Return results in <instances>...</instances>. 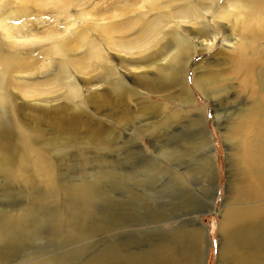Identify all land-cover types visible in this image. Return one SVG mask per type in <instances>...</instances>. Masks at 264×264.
Segmentation results:
<instances>
[{
  "label": "bare ground",
  "instance_id": "obj_1",
  "mask_svg": "<svg viewBox=\"0 0 264 264\" xmlns=\"http://www.w3.org/2000/svg\"><path fill=\"white\" fill-rule=\"evenodd\" d=\"M96 1L97 3L95 4ZM102 1L105 0H75L72 6H51L52 9L45 14L46 17L39 23L38 29L48 31L53 25L57 26L61 23L68 24L72 20V15L83 14L82 11L84 12L90 4H94L97 7ZM143 1L146 2L147 0ZM176 1L178 7L172 8L173 10L169 12L163 8L156 9L159 7V4L152 3V8L142 7L143 12L137 14L134 24L137 22L143 28V31H141V34L140 32L138 33L140 34L139 43L132 45V47H128L129 45H127L129 49L136 48L140 50L139 64L132 71L135 75L143 79L142 82L144 83L141 86L146 91L147 89H153V91L157 89L161 90L165 87H171L172 84L173 86L174 84L182 86L186 82L184 80H186L189 65L192 61L191 59L196 55L190 48L191 43L194 40L200 41L199 44L204 46V48L201 47L202 49L199 50L201 52L205 48L210 49L214 45L213 42L216 43L217 39L222 38L225 32L228 31L229 34H226L225 39H223V45L226 51L225 56L223 58L210 59V64H207L208 67L203 71L201 70L202 74L195 78L192 76L191 78L194 88L202 96L211 100V102L218 103L220 99H225L228 103L231 102V97L235 96L239 104V108L235 110V114L230 111V115L226 116L224 122L221 120L224 113L222 109L218 108L221 102L218 105L217 103L213 105L214 108H217L214 110V120L219 127L222 126L221 138L226 147V165L228 169V180L223 197V204L220 210L212 211V213L218 212L220 217L216 229L220 237L216 264H264V0H233V7L235 9L237 7L239 8L237 10L238 13L233 15L231 20H227L224 26H220L224 29V32L218 26L216 20H214V25L219 29V33L211 30L206 25L205 17L207 15L201 17L200 12L195 9L198 5L197 3L202 0H193L194 6H192L191 2L187 4L182 2L183 0ZM241 2H243V5L239 7V3ZM210 8L212 7L208 6L204 13L207 14ZM75 20L69 24V27H67L63 34H48L43 43L34 42L33 44L26 45L27 42H32V40H17L14 36L6 34L7 31L4 29V32L1 31L2 33L0 34V45L9 54L5 56L0 53V178L8 184L14 186L17 184L21 185L26 190V195L33 202L32 204L26 203L17 209L13 215L8 214L9 210L4 216L2 219L3 227L0 229V242L2 243L13 241V237L17 231L27 230L26 234L33 233L34 227H31L29 222L32 220L38 224L42 223L45 216L43 211L44 206L48 204L47 202L57 204L60 199L65 202V206H62L63 211L56 210L51 213L48 217L50 221L57 228L64 225L63 229L65 228L66 230L65 237L67 239H78L86 236L79 228H74L72 224L73 219L88 208V203L93 197L90 185L80 180L75 184L61 187L53 178V162L46 156L47 150L52 149L55 145L48 147L46 150L31 151L32 149H29V137L33 136L27 137L29 134L21 128V124L19 125L15 122L17 114L12 117L11 113V109L15 111L14 108L16 105L17 113L20 111L37 112L36 114L39 120L47 117L53 118L56 121L60 118H65L66 110L71 109L74 112H78L81 109L80 104L77 103L79 101L74 104L71 103L78 98L75 81L83 84L82 88H84L87 94H92L90 98H86V102L89 104L102 101L104 104L107 103L106 105H110L115 100V97H120L117 94L120 95L121 91H123V83H118L117 78L119 79V74L111 64L114 61L119 68L123 65L125 57L122 59V56L116 54L114 47H118L121 50L125 44H117L119 38L117 41L110 37L107 39L104 38L106 31H109L111 22L105 16L95 17L85 15ZM140 22H144V26L139 24ZM4 26L8 30H14V28L20 25L18 22L15 23L12 20L8 21L3 19L0 28L2 29ZM220 31L223 34H220ZM74 34H79L81 42L90 47L88 49L81 44L83 49L89 53L93 63L97 65V72L87 71L81 76H70L71 71L75 68L71 65L65 41L69 36ZM94 40L96 44H92ZM103 51L107 55H104ZM21 53L30 55L31 58L38 59L42 62L45 66L44 71L46 73L32 78L31 76L40 73V71L32 70L29 73H27L28 71H20L19 68H21L23 63L17 61L18 59L16 60V58L18 57L15 58V56ZM116 57L122 60L117 61ZM222 66L225 72L222 71ZM217 67L220 68L218 72L210 70L211 68L218 69ZM55 75H57V82L69 89V96L65 97L62 93H57L53 96L44 94L41 97H35L27 101H21L20 99V102H17L18 99L10 91V87L14 84H30L37 79L50 81L49 77ZM41 80L39 81L42 82ZM119 80L122 81L121 79ZM232 82H237V91L231 86ZM183 89L185 102L190 103V105L192 103L195 104L192 94H189L186 87L183 86ZM232 90L234 92L231 93ZM68 97L70 98L68 99ZM67 99V102L60 104L63 100ZM145 105L148 106L147 104ZM173 112L175 113L176 111ZM174 113L166 116L167 118L160 117L161 119L156 121H151L150 117L147 118L145 117L147 115H145V119L147 118L146 123L142 124L138 120L141 122L138 123V126H130L133 123L132 120L129 126L133 127L138 133H142V131L148 134L155 131L158 132L159 129L167 127L168 122L170 124V119L176 117ZM36 114L35 116L37 117ZM150 114L148 113V115ZM202 117V115H190L191 126H200ZM112 119L116 118L113 117ZM171 123L173 122L171 121ZM23 128L25 127L23 126ZM54 128L62 130L61 124ZM200 131L202 132L198 131L194 138L190 137L189 140H185L182 146L180 145L178 148H169V146H163L162 144L161 148H158L159 150L155 149L161 157L170 158V156L177 157L178 155H187V157H190L192 163L182 178L176 174H172L173 178L177 179V182L180 184L183 183V180L187 179L188 175H191L193 178L202 179L207 187L210 184L213 185L214 162L209 157V153L211 151L213 152L211 135H209L204 125ZM14 133L20 136L17 145L21 148L22 156L19 158H14L5 151L11 134L13 135ZM165 134L167 133L165 132ZM88 144L96 147L95 143L87 142L86 145ZM203 147L208 152H204V156H198L197 151ZM55 150L57 153H62L60 149L56 148ZM145 169L148 171L146 174L149 185L157 173H162V167H158L153 160L146 165ZM27 173L40 176L42 182L46 184L45 188H47L48 192L41 193L36 191V185L30 180L25 179L24 174ZM195 181L197 182V180ZM216 190L217 186L214 188V196ZM154 194L156 196L157 191H151L150 186L149 196L147 195V199L145 198L146 207L144 206L146 208V217L149 225L162 222L165 216L163 214L164 209L156 205L154 206ZM77 200L82 202L79 208L71 205L72 202ZM196 202V196L191 195L190 198L184 199L182 205L187 203L191 209H195ZM206 208L207 206L205 204L202 206L203 210L200 212H206ZM204 241V228L199 226L190 229L179 227L165 239H154V241L147 239L143 248L125 250L117 246H107L97 251L98 254L81 263H75L63 255L51 256L49 254V256L45 257L39 256L41 255V251L26 252L9 257L1 251L0 264H115V262L117 264H204L202 259ZM36 255L38 256L36 257Z\"/></svg>",
  "mask_w": 264,
  "mask_h": 264
},
{
  "label": "rangeland",
  "instance_id": "obj_2",
  "mask_svg": "<svg viewBox=\"0 0 264 264\" xmlns=\"http://www.w3.org/2000/svg\"><path fill=\"white\" fill-rule=\"evenodd\" d=\"M182 2L187 4H190L191 2L192 6H194L193 0H183ZM74 3L75 0H2L0 5V24L4 19L8 21L12 20L15 23L18 22L20 26L14 28V30H8L7 27L4 26L2 29L0 28V34L4 29L7 31L6 34L14 36L17 40H32V42H27L26 45L30 43L33 44L34 42L43 43L48 34H63L67 27H69V24L76 21V18L78 19L85 15L95 17L105 16L111 22L109 25V31H106L104 38L107 39L110 37L116 41L119 38L117 44H125V48L123 47L121 50L118 47H114L116 54L122 56V59L125 57L124 63L121 65L122 67H117L114 61L113 64H111V66L118 72L119 79L122 80L120 81L117 78L118 83H123V91H121L120 95L117 94V96L120 97H115V104L113 100L110 105H106L107 103L104 104L102 101H96L97 103L93 102L91 104L87 103L86 98H90L92 94H87L84 91V88H82L83 84L75 81L78 98L71 103L74 104L79 101L77 103L80 104L81 109L78 112H74L71 109L66 110L65 118H60L55 121L53 118H47L45 116L46 118L39 120V117L36 114L37 112L20 111L17 113L16 105L14 108L15 111H12L11 109L12 117L17 114L15 122L19 125L21 124V128L29 134L27 137L33 136L29 137V149H32L31 151L46 150L48 147L55 145L52 149L47 150L46 156L53 162V178L61 187L75 184L80 180L85 181L90 185L93 197L88 203V208L81 212V214L79 213L80 215L73 219L72 224L74 228H79L82 233L86 234V236L78 239H67V237H65L66 230L65 228L63 229L64 225L57 228L50 221L48 217L51 213L56 210L63 211L62 206H65V202L60 199L57 204L47 202L48 204H46L43 209L45 213L44 219H46H43L42 223L38 224L32 220L29 222V225L34 227V234L31 233L33 235L30 233L26 234L27 230L17 231L13 237V241L9 243L0 242V252L2 251L3 254L9 257L26 252L32 253L41 251V255L39 256L45 257L49 256V254H51V256L63 255L75 263H81L98 254L97 251L102 250L107 246H117L125 250H136L137 248H143L147 239L153 241L154 239H165L174 233L179 227L190 229L199 226L205 229L202 257L203 262L204 264H216V257L220 243V237L216 229L220 217L218 212L212 213V211L220 210L223 204V197L228 180V169L226 165L227 154L225 144L221 138L222 126L219 127L214 120V110L217 108H214L213 105H216L217 102H211V100L202 96L201 93L194 88L191 78L192 76L195 78L196 76L201 75L202 71L210 64V59H218L225 56L226 51L224 49L223 39H225L226 34H229L228 31L225 32V35H223L222 38L217 39L216 43L213 42L214 45H212L210 49L205 48L201 52L199 50L204 48V46L199 44L200 41L194 40L191 43L190 48L196 55L191 59L192 61L189 65L186 80H184L187 83L185 82L182 86L177 84H174L173 86L172 84L173 87H165L164 89L160 88L162 91L158 89L154 91L153 89H147L146 91V89H143L141 86V84L144 83L142 82L143 79L135 75L132 71V69L139 64L140 50L136 48H130V50L128 48L139 43V37L141 31H143V28L139 26L137 22L134 24L136 16L138 13L140 14V12H143L142 7L152 8V3L159 4V7L156 9L163 8L169 12L170 10H173L172 8L178 7L176 5L177 1L147 0L144 2L143 0H105L97 7H95L94 4H90L84 12L82 11L83 14L72 15V20H70L68 24L61 23L57 26L53 25L48 31L38 29L39 23H41L46 17L45 14L52 9L51 6L68 7L72 6ZM96 3L97 1L95 4ZM197 4L198 5L195 9L200 12V16L203 17L204 15H207V17H205L206 25H208L211 30L218 33L219 29L214 25V20H216L219 27L221 25L224 26L227 20H231L232 16L237 14V10H239L238 7L236 9L233 7V0H202ZM241 5H243V2L239 3V7ZM179 6H181V4H179ZM208 6H211L212 8H210V11L206 14L204 11ZM139 24L144 26V22H140ZM221 30L224 32L223 28H221ZM222 31H220V34H223ZM139 32L140 34H138ZM81 44L90 49L88 45L81 42L79 34L71 35L65 41L71 65L75 68L71 71L70 76H81L87 71L97 72V65L93 63L89 53L83 49ZM92 44H96L95 40L94 42L92 41ZM127 45L129 46L127 47ZM0 53L5 56L9 55L4 51L1 45ZM103 53L104 55H107L104 51ZM15 58L16 60L18 59L17 61L23 63L21 68H19L20 71H28L27 73L32 70L40 71V73L31 76L32 78L40 76L39 74L46 73V71H44L45 66L43 63L38 59L35 60V58H31L30 55L21 53L15 56ZM122 59L116 57L117 61ZM217 68L218 69H209L218 72L220 68ZM221 69L224 71L223 66ZM56 76L57 75L50 76V81L37 79L34 81L35 83L32 80L33 83L31 82L30 84L17 83L10 87V91L11 93H14L16 96L15 98L18 99L17 102H20V99L21 101H27L35 97H41L44 94L53 96L57 93H62L65 97L69 96V89L66 86L59 84ZM236 83L237 82L231 83V86L235 88V91L238 90ZM183 86L186 87L189 94H192L195 104L192 103L193 105H190V103L185 102ZM23 89H26V92ZM166 90L168 91L166 92ZM234 90H232L231 93L234 92ZM232 97L230 99L231 102L227 103L225 99H220L218 103L221 102V105H218L217 103L218 108L222 109V112L224 113L222 115L223 118L221 119L222 122L226 120V116L230 115V111L235 114V110L239 108L238 100H236L235 96ZM69 98L70 97H68V99ZM68 99L63 100L60 104L67 102ZM117 101L119 104H116ZM149 103L152 104L150 105ZM145 104H149L150 107ZM166 110H170L171 112H167ZM151 111L156 116L152 114ZM173 111L176 112L174 113ZM147 112L152 115H148ZM173 113L176 114L175 118L170 119L173 123L170 121L169 124L168 122L169 125L167 124V127L159 129L158 132L155 131L148 134L147 132L142 131V133H138L133 127H130L135 125L138 126V123L141 122L142 124L146 123L148 117H150L151 121H156L166 116H170ZM190 115H202L201 125L191 126ZM112 116L116 119H112ZM144 116L147 118L145 119ZM177 116H181L182 118ZM131 123L132 125L129 126ZM59 124H61L62 130L54 128L59 126ZM22 125L25 128H23ZM203 125L208 130L209 135H211V137H209L211 138L213 152L211 151L212 153H209V157L214 162L213 185L210 184L211 186L209 185L207 187L202 179L193 178L191 175H188L187 179L183 180V183L180 184L177 182V179L173 178L172 174H176L182 178L183 175L187 173L188 168H190V164L192 163L190 157H187V155H183L186 157L180 155L177 157L170 156V158L161 157L157 153V150L161 148L162 144L163 146H169V148H178L180 145L182 146L185 140H189L190 137L194 138L198 131L202 132L200 129L202 130ZM196 129L199 130L197 131ZM165 132L167 134H165ZM145 134H147L148 137ZM150 138H153L156 142ZM18 140H20L18 134H11L8 146L5 147L7 154L12 155L14 158L22 156L21 148L17 145L19 142ZM87 142L95 143L96 147L92 144L86 145ZM151 145L154 146L152 147ZM56 148L60 149L62 153H57L55 150ZM204 152L206 153L208 150L203 147L197 151V155L204 156ZM151 160L155 161L158 167H162V173H157L152 183L149 185V180L146 174L148 171H146L145 167ZM24 177L26 180H30L36 185V191L41 193L48 192L47 188H45L46 184L42 182L40 176L27 173L24 174ZM195 180H197V182ZM0 182L1 229L3 227L2 219L9 210L11 212L9 211L8 214L13 215L17 209L26 203L32 204L33 202L30 200L29 196L26 195V190L22 188L21 185L17 184L14 186L8 184L2 181L1 178ZM150 186L151 191H157V197L155 194L153 195L154 206L156 205L164 209L163 214L165 216L163 219L165 221L163 220L160 222L161 224L153 223L149 225L147 221L146 208H144V206L146 207V199L149 196ZM215 186H217V190L214 196L213 192ZM191 195L196 196L197 202L195 209H191L187 203L182 205L184 199L190 198ZM205 204L207 206L206 212H200L203 210L202 206ZM71 205L79 208L82 205V202L77 200L72 202ZM37 256L38 255H36V257ZM115 264H117V262H115Z\"/></svg>",
  "mask_w": 264,
  "mask_h": 264
}]
</instances>
